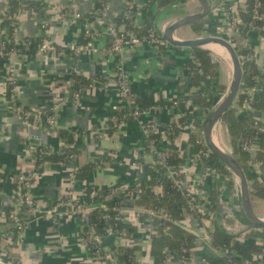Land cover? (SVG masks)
Here are the masks:
<instances>
[{
	"label": "crops",
	"instance_id": "crops-1",
	"mask_svg": "<svg viewBox=\"0 0 264 264\" xmlns=\"http://www.w3.org/2000/svg\"><path fill=\"white\" fill-rule=\"evenodd\" d=\"M10 1L0 0V24ZM24 1H43L45 7L39 12L34 10L20 12L16 40L21 42L28 37H45V45L56 44L63 48H72L81 41L82 34L90 26L75 15L82 17L90 14L96 3V0ZM107 1L105 16L96 21L104 30L98 31L99 34L83 52L78 54L77 60L72 55L58 57L51 51L44 50L34 56L8 55L2 63L1 206H13L16 203L20 175L35 169L36 148H43L50 154H58L69 146L64 132L82 134L76 142L80 154L71 165L47 162L43 172L32 182L30 195L34 200V206L27 213L23 233L15 242L9 236L8 220L4 214H0V238L3 239L0 242V264H105L103 259L88 255L82 237V230L86 225L85 218L68 212L55 225L47 212L68 195L73 201L81 200L86 190L92 186L106 189L118 183L133 185L146 181L144 165L142 164L140 170L136 168V162L142 161L146 164L152 162L151 156L143 151L146 134L140 124L141 121L153 124L155 130L163 135L158 146L160 149H172L180 157H185L186 162L172 170L175 174L186 172L191 184L198 189L197 203L202 211L196 212L197 215L185 211L178 221V225L184 231L197 237L191 251L190 263L204 264V254L221 256L209 240L213 239L216 231L230 233L234 236L235 242H246L243 234L251 227L242 213L238 180L232 173L230 176L222 175V178L207 176L211 162L203 158L190 141L192 136L204 139L203 124L212 111L192 106L191 100L197 93L196 89L188 86L184 90L180 89L187 85L191 75L190 66L194 61L192 49L167 44L166 49L160 51L156 47L142 45L124 52L120 58L111 55L108 51L110 36L105 32L106 24L108 21L116 22V18L126 14L128 0ZM133 1L139 7L138 13L143 26L145 20L149 19L153 28L161 31L183 17L202 11L197 0L178 2L166 10L159 9L161 0H149L148 5V0ZM210 1L213 9L202 20V31L196 32L193 24L176 31L175 37L179 40H192L214 36L225 39L239 50H250L252 61L260 73L256 84L257 99L260 100L264 92V35L252 32L248 38H244L231 23L228 9L233 14L238 13L239 9L243 8L242 0ZM208 51L219 65L217 57L226 59L211 49ZM121 62L127 73V83L134 99L149 101L151 104L158 101L168 103L180 101V104H185V112L181 111L180 105L176 107L177 109L169 111L153 106L140 120L124 123L119 130L111 133L108 129L112 112L127 111L130 108V104L120 96L119 91L116 71L118 63ZM74 68L84 78L94 82L90 88L83 90L77 103L72 101L70 95ZM100 75H104L102 87L96 84ZM11 79L15 81L19 92L21 103L19 108L37 115L50 112L53 115L52 123L34 124L9 103L7 85ZM187 112L190 120L180 129L178 137L172 143L165 136L167 128ZM258 115H256L258 119H264V115L260 113ZM225 130L228 134L226 127ZM257 154L251 155L253 178L260 173V169L255 166L258 162ZM95 162H100L101 165L96 166L87 177L76 178L78 169ZM157 191L162 192L159 188ZM254 199L259 203V207H262L264 199L252 195L253 208ZM123 209L132 216L136 210L138 211L133 192L125 197ZM258 216L264 218V211ZM133 217L128 220L137 227L136 234L130 238L110 234L102 240V246L104 249L111 245L138 246L140 247L136 253L138 264H154L151 256L152 236L155 233L154 220L151 217L143 219L136 215ZM242 258L245 263L251 261L250 258ZM168 264L180 263L176 257L168 254Z\"/></svg>",
	"mask_w": 264,
	"mask_h": 264
},
{
	"label": "trees",
	"instance_id": "trees-1",
	"mask_svg": "<svg viewBox=\"0 0 264 264\" xmlns=\"http://www.w3.org/2000/svg\"><path fill=\"white\" fill-rule=\"evenodd\" d=\"M131 1L132 6L129 17L132 14L133 16L130 18L127 17L128 14L120 16L116 18V23L119 26L125 24L128 31H134V33L142 39L148 35L149 30L153 28V24L149 19L145 20V25L141 28L135 27L131 24L136 19V13L139 12L138 5H136L133 0ZM184 1L185 0H161L158 7L160 10H166L174 4ZM242 1L245 9H239L237 15L233 14L232 11L228 9L231 23H233L236 18H240L241 21L235 24V27L244 38L249 37L248 26H251V24L262 29L261 34L264 35V0H261L262 6L258 9V17L256 19H254V9L257 0ZM107 2V0H96L93 11L90 14L80 17L79 19L87 25L95 24L98 31H103V27L98 26L96 21L98 17L102 16ZM44 7L45 4L43 1L11 0L9 2L0 24V69L3 61L10 53L15 52V54L18 55L34 56L44 47L46 41L45 37H28L21 42L16 40V33L20 26L18 21L20 12L22 10H34L39 12L43 10ZM193 28L196 32H201L202 20L195 23ZM91 40V38L85 36L84 32L82 34L81 41L76 45L86 47L89 45ZM113 40L114 38L110 36L108 39L109 47H111ZM52 46L57 54L62 53L63 56L72 55L74 59L77 60L78 54L75 49H72L71 47L63 48L56 44H52ZM165 49V46H161L159 50L161 51ZM235 49L243 63V84L248 90L252 89L256 86V79L260 74L256 64L252 61V53L248 49ZM191 52L194 54V61L197 60L201 63L202 72H198L200 67H196V64L193 61L190 66L191 75L188 83L180 89L184 90L186 86L191 89H196L197 93L191 100L192 106L201 110H212L218 101L217 94H226L228 87L221 83L219 71L220 65L214 60L210 51L204 49H192ZM103 76L104 75H100L98 77L100 80L99 85L103 82ZM93 84V80H87L78 73L76 68H74L73 84L70 89L72 101H77L76 95L81 98L83 90L90 88ZM243 89L244 88L240 91L235 105H233L223 115L221 124L225 126L228 131L233 155L246 172L250 183L251 194L264 199V123L260 120L258 121V114L260 113L264 115V92L262 93L260 100L251 104L250 110H246V113H239V107L242 106L245 98L247 97ZM11 90L12 85L8 83L7 100L14 108L21 107L20 98L14 101L11 100ZM179 105L180 101H176L174 103L158 101L155 104H151L149 101L135 99V103L132 105L130 110L113 111L112 115L117 117L119 124L127 123L129 121H136L140 118L139 115L135 114L136 109H139L140 113H143L151 109L153 106L166 109L172 106L179 107ZM25 111L29 112L28 110ZM187 114L188 112L167 128L165 136L170 139L172 143L178 137L180 129L189 122L190 117ZM40 117L42 118L43 123L48 124L47 118L53 117V115L48 112L46 114H41ZM30 121L33 122L32 119H30ZM108 130L111 133L116 132L113 128L111 120ZM81 134L82 133L80 132H64V137L68 139L69 146L58 154H50L43 148H36L34 152L36 166L33 172L37 174L42 173L44 165L47 162L71 165L80 154V151L76 147V142ZM258 135L260 137V150L257 154V160L262 163V166L259 168L260 173H258V176L253 178L252 172L254 171V168L251 165L252 158L249 153L243 150L242 144L246 140L254 139ZM162 138L163 135L161 133H156L152 130L148 131L143 143L144 153L151 154V149L159 146ZM190 141L197 147L198 151H202L204 149L207 150L204 139L192 136ZM168 153V166L170 168L173 169L186 162L185 157H180L179 154L172 149H168ZM110 159L108 161H110ZM207 160L210 161L215 168H217L221 175H231L229 169L218 157L210 154ZM139 162L145 167L147 176L146 181H141L133 185L118 183L107 187L106 189H101L98 186H92L86 190V196L80 202L73 201L68 195L58 203H68L71 201L74 205L78 206L80 204L92 205L98 202L99 205L94 210L88 212L85 217L81 214L77 215L78 217L85 218L86 220V225L82 230V237L88 255L92 258L103 259L105 264H138L136 253L140 250V247H120L111 245L107 249H104L102 246V240L108 237L110 233L124 238H130L137 233V227L132 223V221L127 220L126 215L122 212L125 197L134 192L137 188H140L141 193L136 196V207L138 209V211L136 210V213H138L139 217L142 219L151 217L154 220L155 233L152 236L151 245V256L154 260V264H168L169 253H175L180 259L189 261L191 258V251L197 237L187 231H184L178 225V221L183 216L185 211H190L191 213L197 215L196 211L191 210L190 202L186 194L175 185L169 176H167L166 170L160 169L157 171V169H154L151 164L142 163V161ZM99 164L100 162H95L78 169L75 174L76 178L83 179L87 177ZM158 188H161V193L157 191ZM103 206H105L106 211L103 209ZM0 210L8 220L10 225L9 236H11L12 241L15 242V240L23 233L25 218L30 209L24 205L20 208V210H18L16 215H14L16 212V208L14 206L3 207L0 205ZM140 210H143L144 213L139 212ZM166 227L169 228L168 232L165 231ZM90 229L93 230V233ZM243 236V238L246 239V242L239 243L234 241V236L230 233L221 230L216 231L213 239L211 240L212 246L218 250L228 249L233 256L228 257L226 255L214 257L204 254L203 260L206 264H229V260L233 259L239 264H243L245 263V260L242 257H244L250 258L249 260H252L253 264H257L255 258L264 253V229L255 230L253 228H249L246 232H244ZM1 240L3 239L0 238V242Z\"/></svg>",
	"mask_w": 264,
	"mask_h": 264
},
{
	"label": "built area",
	"instance_id": "built-area-1",
	"mask_svg": "<svg viewBox=\"0 0 264 264\" xmlns=\"http://www.w3.org/2000/svg\"><path fill=\"white\" fill-rule=\"evenodd\" d=\"M149 3H150V1L148 0L147 5ZM126 5H127L126 14H128L127 17H129V14L131 13L130 9L132 6V1L128 0ZM261 6H262L261 0H257V3L255 5V9H254V19H256L258 17V9ZM243 9H245V6H243ZM235 15H237V13H235ZM104 16H105V10L103 11L102 16L98 17L97 19L103 18ZM132 16H133V14L130 17H132ZM75 17L80 18L81 16L75 15ZM141 20L142 19L140 17V14L136 13V19L131 24L135 27H138V28L144 27ZM240 21H241L240 18H236L232 24L235 26V24L239 23ZM89 26H90L89 29H87L85 31V36L88 38H91L93 40L99 34V32L96 29L95 24H90ZM248 27H249V33H252V32L261 33V31H262V29L257 28L253 24H251V26H248ZM105 32L107 35L114 38L111 47L108 48V51L110 52L111 55H113L117 58H120V56L124 52L132 51L135 48H137L138 46L149 45L152 47H156L157 49H160L161 46H165V45L169 44L160 35L157 34L156 29H154V28L149 30V33L147 36L140 39L134 33V31H128L126 29L125 24H122L119 26V25H117V23L115 21H108L106 24ZM85 48L86 47H84V46H78V45H75L72 47V49H75L77 54H80L81 52H83ZM44 50L45 51L49 50L52 53L56 54L58 57H63L62 53H59V54L56 53L52 44H48V45L44 44V47L41 49V51H44ZM9 55H15V52L10 53ZM194 63L196 64V67H198V68L200 67L198 72L201 73L202 72L201 63L197 60L194 61ZM116 73H117V76L119 79L120 96L130 104V108L128 109V110H130L132 108V105L135 103V99H134L133 93L131 91V88L127 83L128 82V76L124 70L122 62L118 63ZM96 82H97L96 84H98V85L100 84L99 78H97ZM9 83L12 85L11 100L14 101L16 99H19L20 96H19V92H18V89L16 87L15 81L13 79H11ZM256 84H257V79H256ZM102 85H103V82L101 84V87H102ZM244 88H245V86H244ZM244 92L246 93L247 97L245 98L242 106L239 107V113H246V110L251 109V104L258 100L257 99L258 90H257L256 86L253 87L252 89H249V90L246 88V90ZM76 98H77V101L75 103L79 102L80 97L78 95H76ZM174 109H177L176 106L168 107L165 110L169 111V110H174ZM17 110L20 111L25 118H27L29 120L32 119L34 124H40V122H42V118L40 117V115L26 112L22 108H19V107L17 108ZM144 113L145 112L140 113L139 109H136V111H135V114L139 115V117H140L138 120L141 119V116ZM110 120L113 123V128L116 131L119 130L121 125L124 124V123L119 124L117 117L114 115H111ZM259 120L262 123H264V119H258V121ZM52 121H53V117L47 118L48 123H52ZM140 124L142 125V129H143L144 133L146 134V136H147L148 131H150V130L155 131L156 133H159L158 131L155 130V126L151 123H144L143 121H141ZM259 144H260V137L258 135L254 139H248L245 142H243L242 148L245 152L254 156L260 150ZM210 154L211 153L208 149L207 150L204 149V150L200 151V155L205 159H208ZM149 155L151 156V159H152V162L150 163L152 165V167L154 169L156 168L157 171H159L160 169L166 170L167 176H169L173 180L175 185L186 194V196L190 202L191 210L200 213V211H202V210L197 203L198 189H197V187H195L191 184V180H189L186 172H184L182 174H175L173 172L172 168H170L168 166V159H169L168 149H160L158 146L153 147L151 149V154H149ZM255 166L260 168V166H262V163L257 162L255 164ZM141 167H142V164L140 162H136V168L138 170H140ZM37 175L38 174L33 172V171L24 172L20 175L19 183H18V198H17L16 203H14V205H13L16 208V212L14 213V215H16L18 210H20V208L24 205L27 206L29 209H32V207L34 206V200H33L32 196L30 195V187H31V184ZM208 175H212L213 177H216V178H219V177L222 178L223 177L219 173L217 168H215L212 165V163L209 165V167L207 169V176ZM159 189H161V188H159ZM133 193L136 197L141 193V189L137 188ZM85 196H86V193L82 196L81 200H83ZM81 200L75 201V202H80ZM98 205H99L98 202L94 203L92 205L80 204L78 206L74 205L71 201L68 203L60 202L56 206H53L47 212V214L50 217H52L54 224L57 225L58 221L62 218V216H64L68 212L73 213L74 215L81 214L85 217L88 212L94 210ZM103 209L106 211L105 206H103ZM122 213L126 215L127 220L129 218L131 219V217H133L135 215L139 217V215H138V213H136V211L133 213V216L130 213H126L124 211V209H123ZM141 213H144V211ZM0 214H3L1 212V210H0ZM168 230H169V228L166 227L165 231L168 232ZM90 231L93 233L92 229H90ZM209 240L211 241V239H209ZM218 251L221 253V256H226V255L228 257L233 256V254L230 253L228 249H223V250L220 249ZM169 254L176 257L180 264H191L190 263L191 258L189 261H187L185 259H180L178 257V255L175 253H169ZM99 259H101V258H99ZM255 261H257V264H264V253L261 256L256 257ZM229 264H239V263L234 261L233 259H230ZM245 264H253V261L251 260L249 263H245Z\"/></svg>",
	"mask_w": 264,
	"mask_h": 264
},
{
	"label": "water",
	"instance_id": "water-1",
	"mask_svg": "<svg viewBox=\"0 0 264 264\" xmlns=\"http://www.w3.org/2000/svg\"><path fill=\"white\" fill-rule=\"evenodd\" d=\"M197 1L200 3L202 8L200 13L183 17L169 25L163 31L159 30L158 28L155 29L158 35H160L166 42L173 46L209 50V46L219 45L228 53L233 67L232 80L224 98L215 105L211 113L204 121V142L210 153L218 157L221 162L229 169L236 180H238L240 186L242 213L249 226L255 230H263L264 218L259 217L254 211L250 183L246 172L233 154L216 145L214 141V132L216 127L221 123L223 115L235 104L240 91L244 86V72L241 58L238 56L235 47L231 43L219 37L208 36L192 40H179L175 37L176 31L205 19L211 13L213 6L210 0ZM184 108L185 104L181 103L180 109L183 113L185 112ZM131 219H133V217H131Z\"/></svg>",
	"mask_w": 264,
	"mask_h": 264
},
{
	"label": "rangeland",
	"instance_id": "rangeland-1",
	"mask_svg": "<svg viewBox=\"0 0 264 264\" xmlns=\"http://www.w3.org/2000/svg\"><path fill=\"white\" fill-rule=\"evenodd\" d=\"M217 58L220 61L219 71H220V76H221V83L225 84L229 88L231 80H232V75H233V67H232V63L230 61L229 55L226 59H222L220 57H217ZM227 76H229L228 80H227ZM245 90H246V88L243 89V91H245ZM225 95L226 94H224V95L217 94V96H218L217 97L218 98L217 104L224 98ZM214 138L217 141V143L224 150L233 154L232 148H231V146H229V138H228V134H226L225 126H223L221 123L218 124V126L216 127V130L214 132ZM253 201H254V210H255L256 214L261 215V213H263V211H264L263 210L264 201H262V207H259V203L256 201V199H254Z\"/></svg>",
	"mask_w": 264,
	"mask_h": 264
},
{
	"label": "bare ground",
	"instance_id": "bare-ground-1",
	"mask_svg": "<svg viewBox=\"0 0 264 264\" xmlns=\"http://www.w3.org/2000/svg\"><path fill=\"white\" fill-rule=\"evenodd\" d=\"M217 46H218V45H217ZM219 47H221V46H218V47H215V46H209V48H210L211 50H213L215 53H217V54L223 56L224 58H227V57H228V53L226 52V50H225L224 48H219ZM228 59H229V58H228ZM228 59H227V60H228ZM214 141H215L216 145L220 146V145L217 143V141L215 140V138H214ZM220 147H221V146H220Z\"/></svg>",
	"mask_w": 264,
	"mask_h": 264
}]
</instances>
